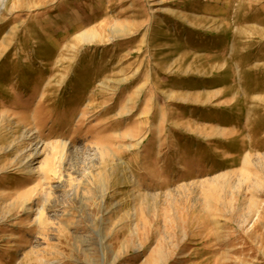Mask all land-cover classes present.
Instances as JSON below:
<instances>
[{
    "label": "rangeland",
    "instance_id": "rangeland-1",
    "mask_svg": "<svg viewBox=\"0 0 264 264\" xmlns=\"http://www.w3.org/2000/svg\"><path fill=\"white\" fill-rule=\"evenodd\" d=\"M0 264H264V0H0Z\"/></svg>",
    "mask_w": 264,
    "mask_h": 264
}]
</instances>
